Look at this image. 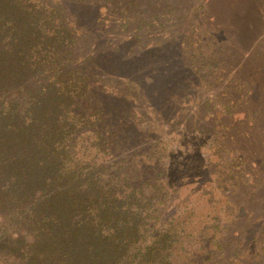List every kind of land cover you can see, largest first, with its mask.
I'll use <instances>...</instances> for the list:
<instances>
[{"label": "trees", "instance_id": "trees-1", "mask_svg": "<svg viewBox=\"0 0 264 264\" xmlns=\"http://www.w3.org/2000/svg\"><path fill=\"white\" fill-rule=\"evenodd\" d=\"M65 6L0 0V264H264V223L237 197L251 159L186 193L160 158L129 162L127 126L75 60ZM143 84L155 102L158 79ZM216 188L224 204L200 214L190 198L212 206Z\"/></svg>", "mask_w": 264, "mask_h": 264}, {"label": "rangeland", "instance_id": "rangeland-1", "mask_svg": "<svg viewBox=\"0 0 264 264\" xmlns=\"http://www.w3.org/2000/svg\"><path fill=\"white\" fill-rule=\"evenodd\" d=\"M61 1L77 27L75 60L95 70L127 126L129 162L160 158L180 173L186 193L209 187L217 172L226 178L228 163L251 159L244 176L253 192L238 188L237 197L254 212L250 221L264 223V0ZM145 77L158 79L155 102L140 91ZM220 190L212 206L207 196L190 199L204 215L224 204Z\"/></svg>", "mask_w": 264, "mask_h": 264}]
</instances>
